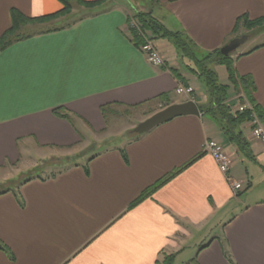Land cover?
I'll return each mask as SVG.
<instances>
[{
    "label": "crops",
    "instance_id": "crops-1",
    "mask_svg": "<svg viewBox=\"0 0 264 264\" xmlns=\"http://www.w3.org/2000/svg\"><path fill=\"white\" fill-rule=\"evenodd\" d=\"M146 4L107 0L100 8L83 7L80 17L59 29L30 31L0 48V170L24 156L80 146L104 133L115 116L113 107L141 109L139 124L168 105L192 100V95L180 98L175 93L180 85L193 86L194 101L206 109L210 98L205 84L170 40L153 41L166 59L162 67L151 64L136 45L128 33L136 10H151L167 28L188 36L200 54L250 34L243 26L234 30L243 14L264 16V0ZM14 8L39 17L58 11L61 3L0 0V37L12 26ZM232 59L237 76L253 78V102L264 122V41L236 50ZM215 67L221 84L230 86L227 103L232 110L251 104L228 79L226 66ZM102 107L108 111L103 113ZM239 127L255 160L240 152L220 123L203 111L125 136L119 145L85 155L84 162L1 193L0 264H159L162 253L175 254L176 260L188 242L219 220L220 230L197 243L191 259L196 257L199 264H264V193L251 202L238 200L204 149L206 140L220 143L231 161L229 175L246 190L257 177L264 180V144L251 134L249 121ZM183 166L130 208L146 188ZM235 201L240 205L229 214Z\"/></svg>",
    "mask_w": 264,
    "mask_h": 264
},
{
    "label": "trees",
    "instance_id": "trees-1",
    "mask_svg": "<svg viewBox=\"0 0 264 264\" xmlns=\"http://www.w3.org/2000/svg\"><path fill=\"white\" fill-rule=\"evenodd\" d=\"M61 3V9L58 11L39 16V17H29L26 16L18 9L12 10V26L0 37V48H4L9 45L15 39L23 37V34H20V30L25 27L26 25L30 24H43L50 22L51 20L56 19L57 17H63L68 15L72 12L73 9V2L76 4L81 5L87 9H95L100 8L103 3L107 0H59ZM150 2H155V0H148ZM135 21V25L132 24V21ZM128 33H130L132 39L135 41L136 45L139 47L141 44L146 43L147 40L154 41L158 38H166L171 43L175 45L177 51L181 54L184 58H187L189 61L192 62V65H188V68L192 73H194L199 80H201L206 88L207 92L209 93V100L208 106L206 109L203 110L202 107L199 106L200 111H207L210 116L214 117L221 125V128L224 129V132L228 136V140L234 142L240 152H242L246 157H249L255 160L254 156L250 152L249 142L243 134V131L240 129V125L244 122L250 120L249 112H240L239 110H232L231 105H229L228 98H229V88L230 86L227 84H221L220 80L218 79L217 72L210 67L213 64H222L226 66L228 75L231 83L235 87H241L240 90L244 92V95L248 98L249 102L253 105L254 109L256 110L260 117H263L261 110L257 104L253 101V89H255V82L253 78L250 76H237L235 67L233 66L234 61L232 59V54L229 56H224L221 54L220 49H216L208 54H200L197 46L192 43L193 41L186 35L183 34L181 31H172L171 29L167 28L164 23L158 20L152 13L151 10L147 11H135L133 18L128 20ZM239 26H243L245 29L251 30L252 36L258 33L264 32V16L251 19L248 14H243L237 19L236 26L234 30H238ZM60 28V27H59ZM58 27L52 29H59ZM51 30V28H50ZM251 33V32H250ZM251 35V34H250ZM160 100L164 99V96L159 98ZM108 111L107 108L102 107V112L106 113ZM58 116L63 118L69 119L68 114H63L58 110L55 111ZM134 131V130H133ZM132 132L133 135L138 136L139 134ZM89 159H92L91 157ZM192 162L188 163L190 165ZM186 165V166H188ZM186 166L182 168H178L175 172L171 173L170 175L164 177V179H159L156 183L152 186L146 188L141 194L131 203L129 204L130 208L135 207V205L140 204L146 198L150 197L154 191H157L159 187H161L164 183L172 179L178 173H180ZM264 169V167L262 166ZM55 175V174H53ZM40 175H32L23 181H27L32 177ZM22 182V181H21ZM20 182V183H21ZM12 188H5L0 190V194L11 189H18L19 185ZM243 191L238 192L237 195L241 194ZM202 246L200 249L204 248ZM163 255V264H174V260L176 255L175 254H166L162 253ZM160 263V261H158ZM185 264H199L197 258H193L190 261L186 262Z\"/></svg>",
    "mask_w": 264,
    "mask_h": 264
},
{
    "label": "rangeland",
    "instance_id": "rangeland-1",
    "mask_svg": "<svg viewBox=\"0 0 264 264\" xmlns=\"http://www.w3.org/2000/svg\"><path fill=\"white\" fill-rule=\"evenodd\" d=\"M125 5L128 4L129 0H122ZM147 0H131V2L135 6H147L148 4L144 5ZM83 10L84 8L73 2V9L72 12L63 17H57L50 22H45L43 24H33L31 28H22L20 30V34H26L30 31H36L42 28H50V27H59L62 25H66L70 21L80 17L82 15L79 10ZM143 10V9H142ZM147 11V10H146ZM27 26V25H26ZM251 32V33H250ZM249 33L252 36V31L249 30ZM264 41V33L261 36H258L257 39H248L241 45L237 51L245 50L247 47ZM171 43V41H170ZM234 53V52H233ZM232 54V53H231ZM217 64V63H216ZM216 64L211 65L215 71L218 72ZM221 71V70H219ZM185 94H181L180 98H185ZM236 105L235 107H237ZM115 110L113 115L109 118L110 125L108 126L107 130L104 133L95 134L94 136H90L86 142H84L80 146L72 147V148H49L45 150H41L38 154L33 153L30 156H24L20 162L15 165H8L5 168L0 170V190L9 188V187H16L21 181L24 179L32 176V175H40L42 177H48L53 174H56L62 171L66 166L75 163L84 162V156L89 155L91 153L98 152L104 147L109 145H119L122 143L121 138L123 137H134L135 135L132 134L131 131L134 130L136 125L138 124L137 118H140L141 113L139 111L141 109H129L127 111H123L122 108L113 107ZM129 111V112H128ZM142 112V110H141ZM137 121V123H136ZM136 123V124H135ZM134 125V126H132ZM247 186L244 184L242 188V193L237 195L238 200L243 202H251L253 199H257L264 193V180H257L254 181V184L251 185L247 190L245 189ZM246 190V191H244ZM241 192V191H239ZM237 194V193H236ZM239 202L235 201L229 207L228 213L231 214L235 211L238 206ZM223 220H219L214 223L213 228L209 227V230L202 232L200 235L196 236L192 239L191 242L185 245L184 250L180 252L181 254L178 255L177 259L175 260L174 264H185V262L189 261L194 255L195 245L197 243H204L208 241L211 235L216 234L220 229L218 227V223L222 222ZM163 255L160 259L159 264H163Z\"/></svg>",
    "mask_w": 264,
    "mask_h": 264
},
{
    "label": "built area",
    "instance_id": "built-area-1",
    "mask_svg": "<svg viewBox=\"0 0 264 264\" xmlns=\"http://www.w3.org/2000/svg\"><path fill=\"white\" fill-rule=\"evenodd\" d=\"M131 21L132 24L135 25V21ZM140 48L151 64L160 67L165 66L166 59L163 57V54L160 52V50L154 45L152 40H147L146 43L141 44ZM194 91L195 89L193 86L180 85L177 87L175 93L192 95V100H195ZM235 110H239L240 112H249L248 114L250 115L249 122L251 134L255 137V139H258L264 144V122L254 109L253 105L248 102H243L238 104V106L235 107ZM204 149L214 158L220 171L226 175L225 177L227 178L234 192L238 193L239 191H242L244 183L229 175L231 161L227 153H225L223 146L217 141H211V139H209L206 140Z\"/></svg>",
    "mask_w": 264,
    "mask_h": 264
},
{
    "label": "water",
    "instance_id": "water-1",
    "mask_svg": "<svg viewBox=\"0 0 264 264\" xmlns=\"http://www.w3.org/2000/svg\"><path fill=\"white\" fill-rule=\"evenodd\" d=\"M249 38L250 34H243L231 39L227 44L220 48L221 54H223L224 56H229L231 55V53L233 54V52H235ZM200 113V108L194 100H189L183 103H176L173 105L171 104L154 113L149 118H146V120L140 122L134 128L133 132L137 134H143L148 132L149 130H152L157 125L173 119L176 116H186L190 114L200 115Z\"/></svg>",
    "mask_w": 264,
    "mask_h": 264
}]
</instances>
